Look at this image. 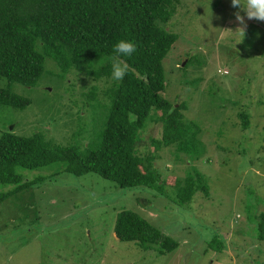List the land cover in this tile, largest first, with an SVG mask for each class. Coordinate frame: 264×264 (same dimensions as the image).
<instances>
[{"label": "rangeland", "instance_id": "obj_1", "mask_svg": "<svg viewBox=\"0 0 264 264\" xmlns=\"http://www.w3.org/2000/svg\"><path fill=\"white\" fill-rule=\"evenodd\" d=\"M238 10L231 0H179L168 25L179 36L163 62V96L176 103L188 99L183 113L200 126L203 154L191 164L184 154L177 159L170 146L155 150L150 137H160L161 124L154 121L141 132L139 144L142 152L153 151V165L166 186L174 187L175 179L183 184L188 174L199 171L208 195L197 191L183 208L152 196L147 188H120L92 172H62L0 202V264H264V240L258 239L254 222L264 211V21L248 20L242 12L246 26L241 25ZM241 27L244 32L237 30ZM196 54L205 68L195 69L191 62L182 70L180 65ZM46 68L52 72L37 86L12 85L31 103L23 110L0 106V134L41 132L52 145H95L101 112L83 108L77 96L94 82L77 74L71 86L53 64ZM195 76L204 79L188 87L185 80ZM104 81L95 84L103 88L109 83ZM6 84L1 78L0 86ZM240 111L249 116L245 129ZM59 166L16 171L31 180ZM11 188L0 184V192ZM122 209L137 212L178 240L179 247L156 255L153 249L120 241L113 227ZM211 241L213 247L221 241L223 248L213 249Z\"/></svg>", "mask_w": 264, "mask_h": 264}, {"label": "trees", "instance_id": "obj_2", "mask_svg": "<svg viewBox=\"0 0 264 264\" xmlns=\"http://www.w3.org/2000/svg\"><path fill=\"white\" fill-rule=\"evenodd\" d=\"M178 3L179 0H0V79L7 81L6 86H0V106L25 109L30 98L14 92L12 85L37 86L44 75L52 72L46 70L50 62L61 78L67 75L71 86V77L77 74L92 80L94 83L77 95L78 100L92 113L101 112L98 118L94 115L101 122L95 145H52L41 132L30 136L1 132L0 184H11L12 188L0 192V202L62 172L76 176L92 172L120 188H147L152 196L161 195L183 208L189 207L197 191L208 195L206 179L199 171L188 174L183 184L175 179L174 187L166 186L153 165V151L139 149L141 132L149 121H154L161 124L160 137H150L155 150L170 146L177 159L182 160L184 154L191 164L204 151L197 138L200 126L192 119L186 120L183 113L188 99L176 103L163 96L167 85L163 62L179 36L168 25ZM119 40L135 43L137 50L130 57H121L128 63L129 73L117 81L112 78L111 58ZM193 57L199 56L192 55L180 68L193 62L195 69H204L205 60L198 58L195 63ZM203 79L195 76L185 82L188 87L198 86ZM100 80L109 83L100 88L95 84ZM237 115L241 128L249 127V116L243 111ZM52 164L61 166L31 180H23L16 171ZM254 219L258 239L264 240V211ZM113 230L120 241L135 242L155 250L156 255L174 251L180 245L129 209L117 213ZM216 245L213 249L223 248L221 241Z\"/></svg>", "mask_w": 264, "mask_h": 264}, {"label": "clouds", "instance_id": "obj_3", "mask_svg": "<svg viewBox=\"0 0 264 264\" xmlns=\"http://www.w3.org/2000/svg\"><path fill=\"white\" fill-rule=\"evenodd\" d=\"M232 6L239 10L235 13L236 20L246 26L245 15L248 20L264 21V0H231ZM245 15H242L241 13ZM242 30L244 28H238ZM259 36V33L257 34ZM137 48L135 43L128 40H119L114 46L113 51L115 53L112 56V78L120 81L125 78L129 73V65L126 61L122 60L123 56H132L136 52ZM227 72V70H224Z\"/></svg>", "mask_w": 264, "mask_h": 264}, {"label": "water", "instance_id": "obj_4", "mask_svg": "<svg viewBox=\"0 0 264 264\" xmlns=\"http://www.w3.org/2000/svg\"><path fill=\"white\" fill-rule=\"evenodd\" d=\"M183 64H184V63H183ZM183 64H182V65H183Z\"/></svg>", "mask_w": 264, "mask_h": 264}]
</instances>
